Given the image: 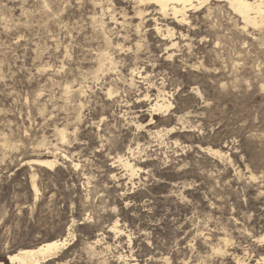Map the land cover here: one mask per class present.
I'll return each mask as SVG.
<instances>
[{
  "label": "rangeland",
  "instance_id": "1",
  "mask_svg": "<svg viewBox=\"0 0 264 264\" xmlns=\"http://www.w3.org/2000/svg\"><path fill=\"white\" fill-rule=\"evenodd\" d=\"M225 2L0 0V264H264V27Z\"/></svg>",
  "mask_w": 264,
  "mask_h": 264
},
{
  "label": "bare ground",
  "instance_id": "2",
  "mask_svg": "<svg viewBox=\"0 0 264 264\" xmlns=\"http://www.w3.org/2000/svg\"><path fill=\"white\" fill-rule=\"evenodd\" d=\"M135 1V0H134ZM209 0H136V12L135 15L137 18L141 17L143 13L146 11L147 6L151 7L154 6V11L161 15L163 18H167L168 16H171V18L179 23H183L187 20L186 13L190 10H197L202 8L205 3H207ZM220 1H226L229 6L236 12L242 19L243 22V28L245 29L248 26L254 27H260L261 29L264 27V0H220ZM225 2V3H226ZM133 4V3H132ZM46 5V4H45ZM134 10V9H133ZM149 10V9H148ZM147 10V11H148ZM119 11V10H118ZM196 12V11H195ZM126 13V12H125ZM133 15V14H132ZM147 15V14H146ZM145 15V16H146ZM139 16V17H138ZM151 16V15H150ZM149 16V17H150ZM120 17V16H119ZM128 18V17H127ZM132 18V17H131ZM162 18V19H163ZM170 18V19H171ZM145 19V18H143ZM142 19V20H143ZM147 19V18H146ZM153 19V18H152ZM134 20V19H133ZM139 20V19H138ZM149 20V19H148ZM157 20V18H156ZM160 20V19H159ZM119 21V20H118ZM120 21H123L120 19ZM126 21V20H125ZM124 21V22H125ZM129 21V20H128ZM144 21V20H143ZM142 21V22H143ZM154 21V20H153ZM161 21V20H160ZM95 22V21H94ZM147 23V22H146ZM156 23V22H155ZM159 23V22H158ZM162 23V22H161ZM154 24V22H153ZM189 24V23H188ZM239 24V23H238ZM158 25V24H157ZM170 25V24H169ZM176 25V24H175ZM124 26V25H122ZM135 26V25H134ZM133 26V27H134ZM162 26V25H161ZM135 28V27H134ZM140 28V27H138ZM129 29V28H128ZM127 29V30H128ZM155 29L161 34V28L159 26H156ZM166 30V36L168 35L169 37H172L173 32L172 29L169 28L168 26L165 28ZM125 30V28L123 29ZM247 30V28H246ZM245 30V31H246ZM264 30V29H263ZM131 31V30H130ZM121 32V31H120ZM127 32V31H126ZM141 32V31H140ZM180 32V31H179ZM119 33V32H118ZM157 33V32H156ZM122 34V33H121ZM126 34V33H125ZM124 34V35H125ZM128 34V33H127ZM129 35V34H128ZM162 35V34H161ZM184 35V34H183ZM109 36V35H108ZM158 36V35H157ZM182 36V35H180ZM186 36V34H185ZM110 37V36H109ZM162 37V36H161ZM183 37V36H182ZM129 38V36H128ZM176 38V37H175ZM173 38V39H175ZM181 38V37H180ZM140 40V39H139ZM169 41V40H168ZM167 41V42H168ZM173 41V40H172ZM175 41V40H174ZM120 42V41H119ZM140 42V41H139ZM138 42V43H139ZM123 44V43H122ZM144 44V43H143ZM124 45V44H123ZM135 45V44H134ZM139 45V44H138ZM174 43L171 44L173 46ZM179 45V43H178ZM125 46V45H124ZM123 46V47H124ZM166 46V45H165ZM164 46V47H165ZM169 46V45H168ZM122 47V48H123ZM178 47V46H177ZM109 48V47H108ZM143 48V47H141ZM120 49V48H119ZM128 49L129 48L128 46ZM125 50V48H124ZM142 50V49H141ZM167 50V49H166ZM169 50V49H168ZM178 50V49H177ZM120 51V50H119ZM146 51V50H145ZM105 52V51H104ZM121 52V51H120ZM136 52V50L134 51ZM143 52V51H142ZM168 54L171 51H167ZM165 52V53H167ZM100 53V52H99ZM107 54V53H106ZM171 55V54H170ZM111 57V55H109ZM97 57V56H96ZM103 57H105L103 55ZM102 57V58H103ZM123 57V56H122ZM135 57H138V54H135ZM167 57V56H166ZM101 58V59H102ZM169 58V57H168ZM173 58V57H172ZM106 59V58H104ZM115 59V58H114ZM135 59V58H134ZM110 60V58L108 59ZM136 60V59H135ZM139 60V59H138ZM145 60V59H144ZM101 61V60H100ZM105 61V60H104ZM116 61V60H115ZM122 62V60H120ZM103 62V59H102ZM111 62V61H110ZM104 63V62H103ZM133 63V62H132ZM101 64V62H100ZM109 64V63H108ZM121 64V63H120ZM136 64V63H134ZM102 65V64H101ZM100 65V66H101ZM122 65V64H121ZM138 67V64H136ZM135 65V66H136ZM116 66V65H115ZM142 66V65H141ZM146 66V65H145ZM111 67V66H110ZM130 67V66H129ZM102 68V67H100ZM131 68V67H130ZM116 69V68H115ZM107 70V69H106ZM105 70V71H106ZM109 70V69H108ZM113 70V69H112ZM138 70V69H137ZM145 70V69H144ZM100 71V69L98 70ZM114 71V70H113ZM102 72V70H101ZM133 73V72H132ZM138 73V72H137ZM140 73V72H139ZM149 74V73H148ZM140 77V76H139ZM146 79V78H145ZM98 80V79H97ZM144 80V79H143ZM147 80V79H146ZM68 81V80H67ZM163 82V80H162ZM132 83V81H131ZM164 84V83H163ZM65 85V84H64ZM153 85V83H152ZM112 88V87H111ZM107 89V95L110 97H115L117 95L116 90L112 89ZM160 88V87H158ZM68 89V88H67ZM165 89V88H164ZM160 90V89H159ZM80 92V89H78ZM106 91V90H105ZM118 91V90H117ZM158 91V90H157ZM163 93V92H162ZM167 93V92H166ZM106 94V93H105ZM116 94V95H115ZM125 94V93H124ZM144 95V94H143ZM142 95V96H143ZM158 95V94H157ZM156 95V96H157ZM79 96V94H78ZM150 97V95L148 96ZM162 97V96H161ZM141 100V99H140ZM154 100V99H153ZM128 103V102H127ZM171 103H165V102H154L152 109L153 111H166L170 107ZM150 106V105H149ZM132 110V109H131ZM151 112V111H150ZM156 113V112H155ZM159 113V112H158ZM134 121V120H133ZM138 127V126H137ZM140 127V126H139ZM58 131V130H57ZM71 131V130H70ZM56 133V132H55ZM58 133L61 136V139L64 140L65 137V131L64 130H59ZM129 152L132 153L130 148H128ZM212 150V149H210ZM57 151V150H56ZM216 151V150H215ZM119 161L122 164L124 168H126L129 173L132 175L135 174L136 168L133 163L129 161L128 158H123L122 156H119ZM36 162L39 165L45 166L47 168H52L54 167L57 163L58 160L56 158H50L47 157L45 158L42 156V158L37 159ZM126 170V171H127ZM31 189L36 196L39 193V189L36 185V182L34 179H32L31 182ZM116 229V226L113 227ZM112 228V229H113ZM68 239L66 236L59 238V239H54L50 241L43 242L39 245H36L35 247L31 248H23L17 250L15 253L10 254L8 256V259L11 263H17V264H39L40 262H45L50 260L51 258H54L57 256V253L60 249L65 248V245L67 244ZM239 260V259H238ZM264 262V261H262ZM254 264H259V262H253ZM241 264H252L251 262H246L244 260L241 261Z\"/></svg>",
  "mask_w": 264,
  "mask_h": 264
}]
</instances>
